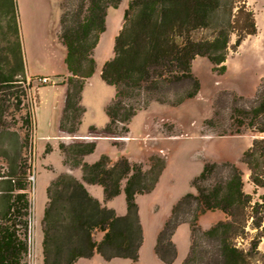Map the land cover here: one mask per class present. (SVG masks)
<instances>
[{"label":"trees","instance_id":"obj_1","mask_svg":"<svg viewBox=\"0 0 264 264\" xmlns=\"http://www.w3.org/2000/svg\"><path fill=\"white\" fill-rule=\"evenodd\" d=\"M120 1L79 0L74 9L60 16L59 39L66 49L64 63L68 71L58 82L66 85L59 120V128L64 132L74 133L78 129L84 112L81 91L95 71L93 49L105 29L107 9L117 7ZM3 2L15 24L16 1ZM200 31L209 32L199 35ZM255 32L254 14L247 0H129L122 26L114 37L113 56L101 67V79L113 86L115 92L105 108L109 121L99 133L124 136L131 118L150 102L175 106L195 96L200 85L191 71L194 58L206 56L221 73L225 70L230 36L235 35L231 46L234 49L245 36ZM14 36L19 67L12 73L0 74V89H9L25 79L15 26ZM180 83L187 84L188 90L176 95L174 87ZM170 95L176 97L172 99ZM225 96L235 106L233 123L223 134H242L245 129L264 133V83L250 100L224 92L217 101ZM240 101H248V105H238ZM213 115L207 123H214L218 111L214 110ZM59 148L64 163L80 166L82 180L102 186L106 199L123 190L127 211L117 215L89 194L73 175H56L46 189L43 264H73L95 252L105 260L120 257L137 264L143 236L135 196L154 188L164 160L152 157L156 163L148 169L124 156L111 161L107 155H101L95 162L86 163L82 157L93 152L94 141L60 143ZM241 161L247 166L250 182L256 188L264 187V135L252 138ZM28 169L20 163L0 171V264H28ZM192 187L195 192L185 193L173 205L170 217L158 232L154 246L157 257L163 263L174 261L177 250L171 237L180 223L187 222L193 241L181 264L192 263L196 254L201 255L202 264H264V251L259 249L264 240V194L254 200L252 194L245 192L242 172L231 162L204 163L192 180ZM213 210L222 211L226 219L200 230L199 215ZM94 231L102 232L100 240L93 238ZM197 232L199 241L194 240ZM237 240H244L246 246L238 245Z\"/></svg>","mask_w":264,"mask_h":264},{"label":"rangeland","instance_id":"obj_2","mask_svg":"<svg viewBox=\"0 0 264 264\" xmlns=\"http://www.w3.org/2000/svg\"><path fill=\"white\" fill-rule=\"evenodd\" d=\"M15 1L18 17L14 24L7 14L5 3L0 0V74L12 73L19 67L15 26L25 79L9 89H0V171L9 170L20 163L29 167L27 261L28 264H43L42 219L47 201L46 189L49 181L67 167L57 136L56 111L63 101L60 87L53 86L52 82L40 84L37 77L48 74L50 70L62 72L65 69V48L59 39L60 16L64 11L74 9L79 0ZM128 2L121 0L117 7L107 9L105 29L100 34L98 64L113 56L114 37L122 26ZM247 3L254 14L256 32L245 36L234 49L231 46L235 35L230 36L223 72L216 71L206 56H196L191 71L198 79L200 88L195 96L175 106L152 101L131 118L124 136L114 140L103 138L98 146L95 144V161L101 155L113 157V160L124 156L131 162L139 163L143 169H148L156 163L152 157L164 160L158 183L151 191L135 197L143 236L137 264H181L188 255L193 241L190 225L189 230L185 225L175 232L173 242L180 255H176L173 262L163 263L157 257L154 246L158 232L170 217L173 205L185 193L195 192L192 180L200 173L204 163H234L242 172L244 191L252 194L254 200L264 194V187L256 188L250 182L247 166L241 161L252 138L264 133L257 134L245 129L242 134H223L233 123L231 115L235 103L227 96L217 101L224 92H232L250 100L260 84L264 83V0H247ZM208 32L200 31L199 35H207ZM62 80L59 77L55 82ZM174 90L176 95H182L188 86L180 83L175 85ZM113 93L114 87L106 84L96 71L80 100L85 111L80 118L81 133L89 132L93 137L103 136L99 131L103 128L104 108ZM170 96L172 99L176 97ZM238 105H248V101H240ZM214 110L218 111L214 123H207V120L213 119ZM92 141L95 142L94 139ZM117 198L116 205L119 203ZM187 217L190 218V213ZM225 219V214L220 210L206 211L199 215L197 225L200 230H205ZM100 233L94 231L93 238L97 240ZM199 235L197 232L194 240L199 241ZM237 244L246 246L244 240H237ZM259 249L264 251V240L259 244ZM89 262L130 264L131 260L92 259ZM201 262V255L196 254L190 264Z\"/></svg>","mask_w":264,"mask_h":264},{"label":"crops","instance_id":"obj_3","mask_svg":"<svg viewBox=\"0 0 264 264\" xmlns=\"http://www.w3.org/2000/svg\"><path fill=\"white\" fill-rule=\"evenodd\" d=\"M100 37L101 36L99 35V40L97 42V45L93 49V53H92V56H93V58L95 60V71L93 72V74L89 78L86 79V81H85V83L83 85L82 91H81V98H83L84 90L86 88V85H88L90 83L92 76L96 75V71H97L98 75H100V72H101V67L103 65V62H102V64L101 63L98 64V60H97V54L99 53V46H100ZM65 53H66V49L64 50L63 59L65 57ZM26 72H27V74L31 75V73H29V71L26 70ZM67 75H68V71H67L66 66H65V69L62 72H57V71H54V70H50L48 72V74L43 75V76H47L49 78H53L52 79V81L54 82L53 86L60 87L59 92L61 91L62 98H63V101H62L59 109H57V111H56V117H57V121H56L57 123L56 124L58 126V132H59L58 135H57L58 136V141H59L58 144H60V143L70 144V143L77 142V141H92L94 139L95 140V144H97V146H98L99 142L102 141L103 138L111 139V140L119 138V137H114V136H97V137H93L91 135V133H89V132L88 133L87 132L86 133H81L80 132V129H81V126H82L81 124H79L77 131L74 132V133H67V132H64V131L60 130V128H59V120L61 118L62 110H63V107H64V98H65V93H66V85L64 83L62 84V83L55 82V79H57L59 77L64 78ZM114 92H115V90H114ZM113 95H114V93H113ZM112 97H111V99H112ZM111 99H110V101H111ZM105 108H104V111H105ZM84 113H85V111L83 112V114ZM83 114H82V116H83ZM82 116H81V118H82ZM108 121H109V117L105 113L104 122H103V124L101 126L104 127ZM94 150H95V148H94ZM94 150H93V152H91L89 154H86V155H84L82 157L83 158V162L93 163L95 161L96 157L94 156L95 155ZM61 154H62V156L64 158V155H63L62 152H61ZM109 159L111 161H115V160H113V157L112 158L109 157ZM65 166L67 168H66V170L63 173H69V174L73 175L76 179L82 181L84 187L89 192V194H91L94 198H96L102 205H105V206H107L109 208H112L117 215H124L126 213L127 206H126L125 195H124L123 190H121L120 193L117 194L116 196H113V197H111L109 199H106L105 196H104V192H103L102 186H100L98 184L87 183V182L82 180V170H81L80 166H71V165L66 164V163H65ZM156 183H158V181ZM136 196H138V195H136ZM116 197H118L117 199L119 200V203L117 205L115 204ZM170 214H171V212H170ZM138 215H139V210H138ZM139 219H140V216H139ZM185 225H187L186 227H188L187 229L189 230V223H187V222L180 223L176 227L175 231L172 234V237H171L172 242L174 241V235H175L176 230L179 227L185 226ZM101 237H102V232L100 233V236H99V238L97 240H100ZM140 248H141V246H140ZM140 248H139V251H140ZM139 251H138V255H139ZM176 255H180V251L179 250H177V254ZM89 259H91V260L92 259H96L97 261L105 260L99 254H97V252H95L91 257H88V258L80 257V258H78L73 264H89L90 263L89 261H91ZM118 259H122V258L115 257V258H112L110 260H105V261H114V260H118ZM123 259H127V258H123Z\"/></svg>","mask_w":264,"mask_h":264},{"label":"built area","instance_id":"obj_4","mask_svg":"<svg viewBox=\"0 0 264 264\" xmlns=\"http://www.w3.org/2000/svg\"><path fill=\"white\" fill-rule=\"evenodd\" d=\"M37 81L40 83V84H48L50 82L54 83L49 77L47 76H41V77H37ZM30 179L32 180L33 177L31 176Z\"/></svg>","mask_w":264,"mask_h":264}]
</instances>
